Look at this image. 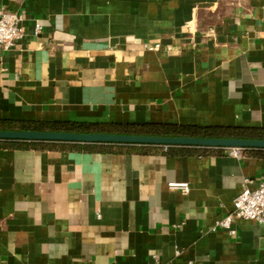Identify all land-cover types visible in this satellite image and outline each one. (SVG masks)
<instances>
[{"label": "crops", "instance_id": "obj_1", "mask_svg": "<svg viewBox=\"0 0 264 264\" xmlns=\"http://www.w3.org/2000/svg\"><path fill=\"white\" fill-rule=\"evenodd\" d=\"M1 8L25 35L0 62V120L264 129V0ZM262 183L264 156L249 152L0 143V264H264V225L217 226Z\"/></svg>", "mask_w": 264, "mask_h": 264}, {"label": "trees", "instance_id": "obj_2", "mask_svg": "<svg viewBox=\"0 0 264 264\" xmlns=\"http://www.w3.org/2000/svg\"><path fill=\"white\" fill-rule=\"evenodd\" d=\"M1 131H36V132H67L81 134H123L158 137H194V138H235L242 140H264L262 128H220L166 125H120L102 122H42V121H10L0 120ZM10 145H21L30 148H70L87 153L111 154L122 152L150 153L164 147L154 146H122L102 144H73L56 142L0 141ZM221 148L170 147L169 152L181 155H213L222 153ZM255 155L264 156V150H244Z\"/></svg>", "mask_w": 264, "mask_h": 264}, {"label": "water", "instance_id": "obj_3", "mask_svg": "<svg viewBox=\"0 0 264 264\" xmlns=\"http://www.w3.org/2000/svg\"><path fill=\"white\" fill-rule=\"evenodd\" d=\"M0 141L56 142L122 146L239 148L264 150V140L235 138L158 137L123 134H81L67 132L1 131Z\"/></svg>", "mask_w": 264, "mask_h": 264}, {"label": "built area", "instance_id": "obj_4", "mask_svg": "<svg viewBox=\"0 0 264 264\" xmlns=\"http://www.w3.org/2000/svg\"><path fill=\"white\" fill-rule=\"evenodd\" d=\"M23 16L19 13L12 12L6 8L0 9V62L3 54L15 48L24 38ZM42 27L40 24L35 25V35L41 34ZM227 153L236 158H241L243 150L239 148H228ZM172 188L180 189L184 193H189L188 184H171ZM237 219L257 221L264 225V183L257 189L248 188L238 195L234 200V211L217 223L218 227L230 230L232 234L236 231L232 225Z\"/></svg>", "mask_w": 264, "mask_h": 264}]
</instances>
